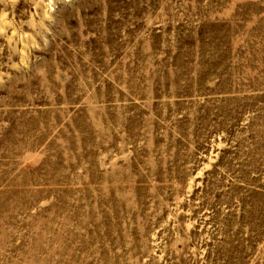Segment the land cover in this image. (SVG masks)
<instances>
[{
  "label": "rangeland",
  "instance_id": "1",
  "mask_svg": "<svg viewBox=\"0 0 264 264\" xmlns=\"http://www.w3.org/2000/svg\"><path fill=\"white\" fill-rule=\"evenodd\" d=\"M231 20L264 0H0V264H264V26Z\"/></svg>",
  "mask_w": 264,
  "mask_h": 264
},
{
  "label": "bare ground",
  "instance_id": "2",
  "mask_svg": "<svg viewBox=\"0 0 264 264\" xmlns=\"http://www.w3.org/2000/svg\"><path fill=\"white\" fill-rule=\"evenodd\" d=\"M231 6L232 7L230 9H228L227 11H224L222 13L221 18H223V19H227V18L232 19L233 15H234L232 13V11L234 10V5H231ZM104 13L105 12L103 11L100 16H98L96 18H93V17L81 12L78 15V20L81 21L82 23H91L92 24V23H95V22H97L99 20L104 19V15H103ZM227 23L230 24L226 28V31L229 34L238 33V34H248V35H251V36H254L256 33H258L260 31L258 29L260 27L264 26V23L260 24L258 26H253V22L252 21H244L241 25L240 24H236V22L233 21V20H231L230 22H227ZM203 47L204 46L201 44L200 48H203ZM151 51H152V45H151V48H150V45H148V46H146L143 49L142 53H140L139 51L131 52V53H125V54H117L116 53V56L118 57V59L116 60V66L113 69L116 73L113 74V75H109L106 79L110 83H112L113 81H122V82L129 81L134 76V71L136 69V66L139 64L140 60H141V62L143 60V57H142L143 53H144L146 58H149V56H151V54H152ZM152 57H153V55H152ZM261 58H262V60L259 61V53H254L252 55V57H251V60L248 61V64H251L253 66H257L259 64L262 67V73L260 74V78L255 77L253 75L249 76V80L253 84H261V83L264 82V56L262 55ZM104 61L107 62L108 60H104ZM80 77L85 78L86 74H83L82 76H80L79 75V71H77V74L74 75V78H80ZM179 77L183 78L184 76L183 75H179ZM173 78L176 79V77H173ZM173 78H168L167 83L175 82ZM206 78L210 79L209 81H212V78L209 75H206ZM215 79H220V81H225L227 83L229 82L228 80L223 79V77L218 76V75H215ZM184 80H188V79H184ZM231 81H232V78H231ZM155 84L156 83L153 82L151 85H155ZM188 84H190V83H188ZM73 86H74L75 89L81 88L82 90H86V85H73ZM83 93L84 92H82L80 94L76 93V95H73L71 97H79ZM105 95L106 96L109 95V90H106V92L103 95H101V97L100 96H92V97H95V98H91L89 96H86V97L88 99L99 100V99H106V98H103ZM63 96H68V94L61 95L60 97H63ZM97 97H100V98H97ZM107 98H109V97H107ZM77 99H79V98H77ZM81 121L83 123V126H82L83 130L86 131V132L90 131V129L88 128L87 122L84 119L81 120ZM122 123H124L123 120H122ZM76 126H78V124H76ZM64 128H70V126L69 125H65ZM75 146L82 147L84 145H82L80 143H75ZM90 153H91V150H84V152H82L81 155L86 157ZM132 180H128V179H125L123 177H120L117 181L114 182L115 183L114 187H116V185L118 187H121L122 183L129 182V181H132ZM118 190H119V188H118Z\"/></svg>",
  "mask_w": 264,
  "mask_h": 264
}]
</instances>
